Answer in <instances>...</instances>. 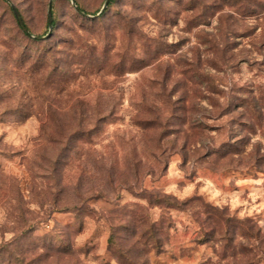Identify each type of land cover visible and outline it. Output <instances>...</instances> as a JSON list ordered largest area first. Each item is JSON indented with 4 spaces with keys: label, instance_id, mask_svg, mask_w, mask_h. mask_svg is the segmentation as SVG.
Listing matches in <instances>:
<instances>
[{
    "label": "rangeland",
    "instance_id": "rangeland-1",
    "mask_svg": "<svg viewBox=\"0 0 264 264\" xmlns=\"http://www.w3.org/2000/svg\"><path fill=\"white\" fill-rule=\"evenodd\" d=\"M48 2L0 0V264H264V0Z\"/></svg>",
    "mask_w": 264,
    "mask_h": 264
},
{
    "label": "trees",
    "instance_id": "trees-1",
    "mask_svg": "<svg viewBox=\"0 0 264 264\" xmlns=\"http://www.w3.org/2000/svg\"><path fill=\"white\" fill-rule=\"evenodd\" d=\"M114 2V0H109L108 1V3H107V5H106V7L101 11V12H98V11H96V12H93V13H88V12H86L85 10H83L82 8H80L79 6H77L76 5V2L74 3L75 4V6L78 8V10H79V12L78 11H76L75 10V12L78 14V15H80L81 17H86L87 15H90L92 18H94V16L96 15V14H98L97 16H101V15H103L105 12H106V10L112 5V3ZM11 11H12V9H11ZM13 13V12H12ZM20 15V14H19ZM50 18H51V21H50V28H52L55 24H56V20H55V18L53 17V13H52V9H51V15H50ZM22 22H23V20H22ZM24 24V23H23ZM24 27H25V29L27 30V28H26V26H25V24H24ZM47 28H49V24H48V17H47ZM21 29V28H20ZM21 31H22V33L24 34V35H28V34H26L22 29H21ZM27 32H28V30H27ZM257 233H260L259 231H257ZM259 236H261L262 237V240L264 241V235H261V234H258ZM263 250H264V245H263Z\"/></svg>",
    "mask_w": 264,
    "mask_h": 264
},
{
    "label": "water",
    "instance_id": "water-1",
    "mask_svg": "<svg viewBox=\"0 0 264 264\" xmlns=\"http://www.w3.org/2000/svg\"><path fill=\"white\" fill-rule=\"evenodd\" d=\"M51 1H52V0H49V2H48V7H47V16H48V24H49V28H50V21H51V18H50V15H51ZM108 1H109V0H105V1H104V4H103V6H102V8H101V11L106 7ZM71 2H72V4L74 5L75 10L79 12V10H78V8L75 6L73 0H71ZM11 9H12L13 15H14V17H15V19H16L18 25L20 26V28H21L26 34H29V33L27 32V30L25 29L24 24H23V22H22V20H21V17H20V15H19L18 11L16 10V8H15L13 5H11Z\"/></svg>",
    "mask_w": 264,
    "mask_h": 264
}]
</instances>
